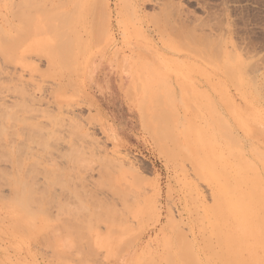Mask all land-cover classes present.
Here are the masks:
<instances>
[{"label": "rangeland", "instance_id": "374dc122", "mask_svg": "<svg viewBox=\"0 0 264 264\" xmlns=\"http://www.w3.org/2000/svg\"><path fill=\"white\" fill-rule=\"evenodd\" d=\"M262 210L264 0H0V264H264Z\"/></svg>", "mask_w": 264, "mask_h": 264}, {"label": "bare ground", "instance_id": "6f19581e", "mask_svg": "<svg viewBox=\"0 0 264 264\" xmlns=\"http://www.w3.org/2000/svg\"><path fill=\"white\" fill-rule=\"evenodd\" d=\"M129 96V98L131 97L130 95H128ZM132 99V98H131ZM15 142V141H14ZM2 171V170H1ZM252 203V202H251ZM220 205V206H219ZM217 204L216 206L219 208V211H220V209H222L220 212L218 211V208H216V206H215V208H216V210L219 212V213H221V215L223 216V213H224V208L222 207V205L221 204ZM215 208H214V210H215ZM263 208V207H262ZM248 209V208H247ZM251 209H253V207L251 208ZM251 209L249 208V213H250V211H251ZM216 210H215V212H216ZM239 210H240V208H239ZM261 210V209H260ZM248 211V210H247ZM246 211V212H247ZM255 211H257V210H255ZM260 213V212H259ZM262 213H263V210H262ZM225 214V213H224ZM248 214V213H247ZM264 214V213H263ZM218 215H220V214H218ZM255 215V214H254ZM254 215H253V218H254ZM255 216H257L258 217V214H256ZM262 216V215H261ZM264 216V215H263ZM224 217V216H223ZM256 217V218H257ZM89 218V217H88ZM252 218V219H253ZM259 218V217H258ZM263 218V217H262ZM245 219H247V218H245ZM258 220V219H257ZM255 221L254 222V225H255V223L257 222V224H258V222L260 223V221ZM173 221V220H172ZM254 220H252V222H253ZM263 220H261V222H262ZM234 222V221H233ZM174 224L175 223V221L174 222H169V224ZM219 223V222H218ZM227 222H224V224H226ZM264 223V222H263ZM221 224H223L222 222H221ZM230 224H231V222H230ZM236 224H237V222H236ZM253 224V223H252ZM234 225V224H233ZM254 225H252V226H254ZM171 226H174V225H171ZM175 226H176V224H175ZM217 226V225H216ZM215 226V232L216 233H218V229H219V227L217 226L216 227ZM223 225H221V227H222ZM225 226V225H224ZM227 226V225H226ZM231 226H232V224H231ZM262 226H264V225H262ZM168 227H169V225H168ZM174 228H176V227H174ZM218 228V229H217ZM224 227H222V229H223ZM261 228H264V227H261ZM166 229H167V227H166ZM173 229V228H172ZM222 229H219L220 231H219V233H228V231L227 232H221V230ZM233 231H234V229H233V227L231 228ZM174 230V229H173ZM263 229H261V231H262ZM223 231V230H222ZM231 231V230H230ZM253 231H254V229H253ZM262 232H264V231H262ZM230 233V232H229ZM232 233V232H231ZM234 233V232H233ZM233 233H232V235H230V237L231 236H233ZM256 233V232H255ZM144 234V233H143ZM226 235V234H225ZM225 235H224V237H222L223 239L225 238ZM228 235V234H227ZM259 235V234H258ZM258 235H256V236H258ZM264 235V234H263ZM235 236V235H234ZM233 236V237H234ZM241 236V235H240ZM111 237V236H110ZM169 236H167V238L165 237V241H166V244L167 245H165V250H164V248L163 249H161L162 251H163V253H159L158 255H155L154 256V261L151 263V264H157V259H159L160 261H162L163 259H165V261L168 263V264H187V263H181V262H178V259H177V256H176V252H177V247H179L181 244H180V240L179 239H181V238H179V239H177L178 241H176V243H175V245H173V237H169ZM230 237H228L229 238V240H231L232 241V239H230ZM239 237V236H238ZM237 237V238H238ZM227 238V237H226ZM226 238H225V240H226ZM243 238V237H242ZM140 239V238H139ZM206 239V238H205ZM219 239V235H218V238H217V240ZM221 239V238H220ZM219 239V241H221V240H223V239H221L220 240ZM235 241H237L236 240V238L234 237L233 238ZM257 239H258V237H257ZM114 240V239H113ZM116 240H117V238H116ZM176 240V239H175ZM224 240V241H225ZM228 240V239H227ZM228 240V241H229ZM260 240H263V239H260ZM208 241H210V239L208 240ZM239 241V240H238ZM177 242H178V244H177ZM182 242H183V239H182ZM207 242V241H206ZM211 242V243H210ZM210 242H207V244L205 245V252H208V254L209 253H211L212 254V252L215 250V249H213V247H211V246H214V245H211L212 244V239H211V241ZM227 242V241H226ZM262 242V241H261ZM111 243V242H110ZM109 243V245H108V247H110L111 248V244ZM117 243V242H116ZM210 243V244H209ZM217 243H218V241H217ZM222 243H224L223 241L220 243V244H218L219 246L220 245H222ZM231 243V242H230ZM230 243H227V244H230ZM233 243V242H232ZM231 243V244H232ZM238 243V242H237ZM123 244V243H122ZM226 244V245H227ZM236 244V243H235ZM234 244V245H235ZM239 244H241V243H239ZM121 245V244H120ZM217 245V246H218ZM94 246L96 247V248H98V249H100L101 247H107V245L106 244H101V245H96V243H94ZM168 246V247H167ZM228 246V245H227ZM226 246V247H227ZM121 247V246H120ZM124 247V246H123ZM229 247H231V246H228L227 248H229ZM234 247V246H233ZM236 247V246H235ZM233 248V249H236V248ZM238 247V246H237ZM250 247V246H249ZM114 248V247H113ZM216 248V247H215ZM222 248V247H221ZM123 249V248H122ZM213 249V250H212ZM120 250V249H119ZM161 250H159V251H161ZM190 250H192L193 251V249H191L190 248ZM221 250H224V248L223 249H221ZM231 250V249H230ZM161 251V252H162ZM197 251V250H196ZM209 251H211V252H209ZM226 251V250H225ZM229 251V250H228ZM237 251V250H236ZM102 252V251H101ZM185 252V251H184ZM223 252V251H222ZM227 252V251H226ZM230 252V251H229ZM240 252V251H239ZM100 253V252H99ZM120 253V252H119ZM193 253H194V251H193ZM230 253H233V254H231V255H234L235 254V252L234 251H231ZM103 254V253H102ZM239 254V253H238ZM238 254H237V256H238ZM212 255H214V254H212ZM219 255V254H218ZM225 256H226V254H224ZM236 256V257H237ZM247 256V255H246ZM140 257V256H139ZM219 257V256H218ZM72 260H71V264H101V263H104V261L103 262H101L102 260H100V263H99V259H97V258H95V257H92V254L91 253H81V252H77V253H75L73 256H72ZM94 258V259H93ZM216 258V257H215ZM222 259V258H221ZM230 259H231V257H230ZM69 261H70V259H68ZM224 260V259H223ZM232 260L234 261L235 259H234V257L232 256ZM249 260V259H248ZM164 261V260H163ZM164 261V262H165ZM235 262V261H234ZM234 262H232V263H234ZM257 262V261H256ZM167 263H165V264H167ZM134 264H149L147 261H140V260H136L135 262H134ZM160 264V263H159ZM195 264V263H194ZM197 264H212V262H210V260H209V263H203V262H201V260H200V258H199V260H198V262H197ZM224 264V263H223ZM236 264V263H235ZM245 264H247V263H245ZM252 264V263H251Z\"/></svg>", "mask_w": 264, "mask_h": 264}]
</instances>
